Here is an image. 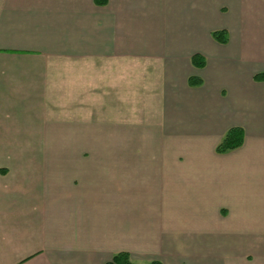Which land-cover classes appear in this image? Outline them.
Instances as JSON below:
<instances>
[{
  "label": "crops",
  "instance_id": "1",
  "mask_svg": "<svg viewBox=\"0 0 264 264\" xmlns=\"http://www.w3.org/2000/svg\"><path fill=\"white\" fill-rule=\"evenodd\" d=\"M117 253L264 264V0H0V264Z\"/></svg>",
  "mask_w": 264,
  "mask_h": 264
},
{
  "label": "trees",
  "instance_id": "2",
  "mask_svg": "<svg viewBox=\"0 0 264 264\" xmlns=\"http://www.w3.org/2000/svg\"><path fill=\"white\" fill-rule=\"evenodd\" d=\"M212 37L219 43H224L226 41L225 31H215L212 33ZM193 64L202 67L204 62L197 56L192 58ZM189 85L194 86L201 83L198 78L190 77L188 80ZM243 141V133L239 128L230 129L222 139V141L216 146V152L224 153L229 150H233L241 146ZM106 264H134L130 261L128 254L126 253H117L112 256L110 262ZM151 264H160L156 261L151 262Z\"/></svg>",
  "mask_w": 264,
  "mask_h": 264
}]
</instances>
